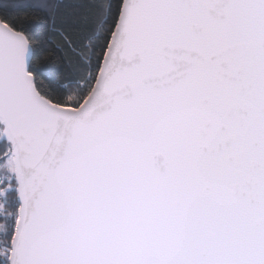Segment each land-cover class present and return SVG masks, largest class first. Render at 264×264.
I'll use <instances>...</instances> for the list:
<instances>
[{"label": "snow or ice", "instance_id": "snow-or-ice-1", "mask_svg": "<svg viewBox=\"0 0 264 264\" xmlns=\"http://www.w3.org/2000/svg\"><path fill=\"white\" fill-rule=\"evenodd\" d=\"M0 264H264V0H0Z\"/></svg>", "mask_w": 264, "mask_h": 264}]
</instances>
